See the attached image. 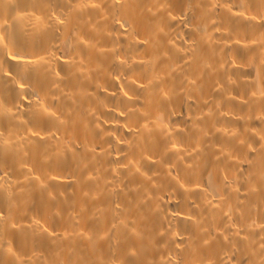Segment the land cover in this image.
Masks as SVG:
<instances>
[{"label": "bare ground", "instance_id": "obj_1", "mask_svg": "<svg viewBox=\"0 0 264 264\" xmlns=\"http://www.w3.org/2000/svg\"><path fill=\"white\" fill-rule=\"evenodd\" d=\"M0 264H264V0H0Z\"/></svg>", "mask_w": 264, "mask_h": 264}]
</instances>
